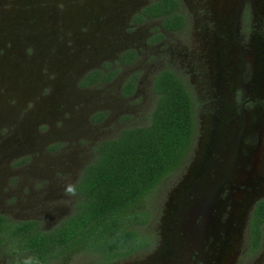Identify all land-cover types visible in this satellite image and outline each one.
<instances>
[{
  "label": "rangeland",
  "instance_id": "rangeland-1",
  "mask_svg": "<svg viewBox=\"0 0 264 264\" xmlns=\"http://www.w3.org/2000/svg\"><path fill=\"white\" fill-rule=\"evenodd\" d=\"M143 1L0 0V212L14 219L39 218L44 227L70 212L74 195L68 187L93 158L95 143L148 120L156 99L151 75L171 66L192 95L195 126L180 164L141 200L149 216L139 226L149 243L106 262L98 260L100 253L80 247L65 264L149 260L151 247L164 244L168 233L166 204L174 188L203 169L210 154L218 156L226 143L238 146L246 160L243 180L236 184L240 192L222 190L211 222L221 239L230 237V243L234 238L225 264H264V223L257 251L249 246L248 230L252 206L264 198V78L259 72L264 7L255 10L252 0H242L231 28L228 0H179L186 17L182 29L149 45L145 36L157 20L137 27L128 20L131 9ZM221 23L226 32H215ZM134 47L137 60L120 64V50ZM95 68L108 78L80 85L82 76ZM134 71L140 89L134 97H122L120 85ZM212 79L217 86H207ZM233 81L238 84L235 96L229 91ZM217 87L233 97L228 104L235 121L226 129L216 121L218 129L212 130ZM242 88L253 89L258 101L247 99L240 110ZM99 111L105 115L96 120ZM5 258L0 255V264H6ZM60 259L48 264H61Z\"/></svg>",
  "mask_w": 264,
  "mask_h": 264
},
{
  "label": "trees",
  "instance_id": "trees-1",
  "mask_svg": "<svg viewBox=\"0 0 264 264\" xmlns=\"http://www.w3.org/2000/svg\"><path fill=\"white\" fill-rule=\"evenodd\" d=\"M178 0H152L135 19L161 18L162 25L178 28L184 18ZM124 62L136 58L133 48L120 54ZM132 74L123 82L131 91ZM108 75L99 68L84 74L82 86L96 84ZM156 99L147 121L125 126L110 138L97 141L94 156L80 169L68 191L72 209L50 227L30 217L14 219L0 213V255L6 264H48L68 259L82 250L100 253V261L123 256L149 243L141 225L149 216L141 200L161 178L180 164L190 147L195 118L193 98L182 78L170 68L158 70L152 80ZM104 112H96L100 120ZM264 198L259 199L248 220L249 246H261ZM97 260V259H96Z\"/></svg>",
  "mask_w": 264,
  "mask_h": 264
},
{
  "label": "water",
  "instance_id": "water-1",
  "mask_svg": "<svg viewBox=\"0 0 264 264\" xmlns=\"http://www.w3.org/2000/svg\"><path fill=\"white\" fill-rule=\"evenodd\" d=\"M241 1H227L226 12L230 13L228 18L231 19V28L233 27L232 20H237ZM252 2L256 8L260 0H252ZM259 53L262 57V67L259 68V72L264 78V38L262 36L259 39ZM224 148L223 151L217 152L218 156L211 153L203 169L198 172L194 170L174 188L166 204V222L169 228L163 241L167 246L168 259L172 256L174 259H182L184 253L194 246L201 252L202 264L226 263L229 247L234 238L230 243L228 242L230 237L221 239L211 222L213 216L211 209L218 204L220 193L224 188L232 191L231 194L234 188L240 192L236 184L243 180L241 175H243L246 160L238 146L226 143ZM218 212L220 210L217 214ZM198 215H201L200 225L196 223ZM211 237L212 240L205 249L204 246Z\"/></svg>",
  "mask_w": 264,
  "mask_h": 264
},
{
  "label": "flooded vegetation",
  "instance_id": "flooded-vegetation-1",
  "mask_svg": "<svg viewBox=\"0 0 264 264\" xmlns=\"http://www.w3.org/2000/svg\"><path fill=\"white\" fill-rule=\"evenodd\" d=\"M151 1L152 0H145V1L141 2L140 4L136 5L133 9H131V12L128 15V20H129L130 24L133 25V26H135V27H137L139 24H142V23L147 22V21H156L157 20L158 24L154 26V29L153 30H151L150 32H148V34L145 36V40H144V43L145 44L154 45V44H157V43L160 42V39L163 36V34L170 33V32H179L182 29L183 25H184V22H185V18L186 17H185L184 10H183L181 4L179 3L177 11L184 18V22L178 28H169V27H166V26L162 25L161 18H157V17H149V16L147 17L146 16L145 19H143L141 21H137L135 19L136 13L139 12L142 9L143 6L147 5ZM250 6H252L253 8H255L254 5H253V2H251V5ZM261 6L264 7V0H260V3L256 6L255 9L260 10V8L262 9ZM252 20H254V18ZM262 20H263L262 23L264 24V19H262ZM227 23H229V21H227ZM221 24H223V26L222 25L220 26V24H218L216 26V28H215V32H223V31L226 32V30H224L225 23H221ZM221 28H222V30H221ZM127 49H130V48H122L120 50L119 55H118L119 62L122 65H127V64H130L132 62H135L137 60V58H138V55H139V49L136 48V47H134V51L136 53V58L133 61H131V62H124V61L121 60L120 54L123 51L127 50ZM218 66H219L220 69L222 68V64L221 63H219ZM162 68H170V69H172L184 81V78H183L182 74H179L176 69H174L171 66H163V67H160V68L156 69L152 73V75H151V81H150L151 89H152V80H153L154 74L158 70H160ZM134 74H135L134 75L135 76L134 77L135 84L133 85V87H132V89H131L130 92L124 93V90H123V87H122L123 82L127 78H129L130 76L124 78V80L122 81V83L120 85V94H121L122 97H134L138 93V91L140 89L139 83H140L141 80H140V77L137 74V71H134ZM216 82H213V79H212V82H208V85L207 86H209V87H212V86L214 87L215 85L217 86ZM234 83L235 82L233 81V83L230 84L231 88H230L229 91L231 93V96H235L236 95L235 89H236V87H237L238 84H234ZM185 84H186V82H185ZM186 87H187V84H186ZM187 89H188V87H187ZM152 91H153V89H152ZM224 91H225V89L224 90L223 89L221 90V89H218V87L217 88H214V93L213 94L215 95V98L216 99H214V103L211 104V105L213 106V110H214L213 113L216 114V115H215V118H214V122H213V125L214 126H213L212 130H217L218 129L217 128L218 126H217V122L216 121H220L221 126L224 129H226L229 126V124L233 125L234 124V121H235L234 118H231L232 117V114L235 111L233 112V110L229 106V104H231L233 102V97H228V95L226 93H224ZM253 91H254L253 89H247V90H245L244 88H242V90L240 92V94H241L240 95V100L241 101H240V105H239L240 106V110L243 109V104H245V102L247 101V99L248 100H251L252 99L253 101L256 100V97H255L256 95H254V92ZM246 95H248V97ZM263 99H264V96H263ZM257 101H255V103ZM233 108L235 109V106ZM230 111H231V114H230ZM221 130H223V129L221 128ZM201 141H202V139H201ZM247 142L249 143L250 141H247ZM186 171H188V169ZM184 174H183V177L186 176L187 173L185 175ZM225 193H226V191L223 194H225ZM254 204H253V206H254ZM253 206H252V209H253ZM252 209H251V211H252ZM0 213H2V212H0ZM3 214H5V213H3ZM165 214H166V212H165ZM5 215H7V214H5ZM200 217H201V215L196 216V223L198 225H200V222H201ZM37 219H39V218H37ZM211 240L212 239H210L205 244V246H204L205 249L208 248L209 242H211ZM166 248H167V246H165L161 242L160 244H158V245H156L154 247H151V251H150V255L151 256L149 255L150 256L149 257L150 258L149 260L142 259L140 261H134V262H132V264H202L203 263V261L200 259L201 252L199 251V248H197V247H194L193 246L190 250L187 248L188 250H187V252L185 251L186 253H184V257L182 259H174L173 256L168 259L169 254L167 253V249Z\"/></svg>",
  "mask_w": 264,
  "mask_h": 264
}]
</instances>
